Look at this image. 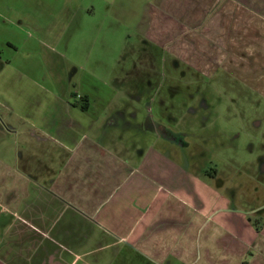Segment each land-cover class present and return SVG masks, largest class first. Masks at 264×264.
<instances>
[{
  "label": "crops",
  "instance_id": "obj_1",
  "mask_svg": "<svg viewBox=\"0 0 264 264\" xmlns=\"http://www.w3.org/2000/svg\"><path fill=\"white\" fill-rule=\"evenodd\" d=\"M0 3V264H264V201L232 206L217 168L191 171L205 156L144 150L108 84L144 83L140 102L165 60L203 78L201 100L225 80L263 112L264 0Z\"/></svg>",
  "mask_w": 264,
  "mask_h": 264
},
{
  "label": "rangeland",
  "instance_id": "obj_2",
  "mask_svg": "<svg viewBox=\"0 0 264 264\" xmlns=\"http://www.w3.org/2000/svg\"><path fill=\"white\" fill-rule=\"evenodd\" d=\"M14 4L20 10H25L29 6L23 2ZM1 5L2 3H0ZM3 8H6V4ZM30 8L31 10L35 9L33 3ZM95 19L96 22L102 21L101 18ZM131 38L130 43L138 42V36L132 35ZM126 47L128 49V45ZM94 48L97 51L101 49V46L99 43H95ZM164 57L166 58V56ZM164 62L163 65L160 63L154 67L159 71L158 81L149 87L141 88L147 97L142 96L140 102H137L138 93L134 95L128 89L131 87L139 89L140 85L144 83H125V81H121L122 79L108 81L112 93L119 90L125 92L124 97L114 101L110 109H115L118 106L129 109L131 106H136L137 118L141 117L143 129L135 131V142L140 143L141 140L144 146L149 142L157 141L153 153L165 151L175 157L182 155L205 156L202 162L196 158L189 163L192 172L198 173V170L203 166H207L209 169L217 168L218 175L224 180L221 189L224 194L233 196L234 193L236 194L235 191H238V199L236 196L232 200V206L238 204L249 209L260 206L264 201V111H253L246 105L247 103L242 97L239 98V95L232 100L229 99L234 95L231 93L234 88L230 86V83L227 85L225 80H221L219 85H213L216 94H211V97L212 95L216 97L201 100L199 95L206 86L203 78L191 82L189 79L192 72L189 68L180 64L170 67L165 60ZM116 68L118 69V66ZM147 68L143 64L142 72L147 73L142 74L143 76L152 75L150 71H147ZM99 84L101 83L99 82ZM219 89L227 90V92L218 91ZM110 90L108 87H104L105 93ZM231 102L235 106H232ZM203 103L204 105L210 104L209 106L215 110H207L206 107H203ZM230 106L233 109L236 108L238 112L229 115ZM190 107L197 108L195 115H193L194 110L191 111ZM237 110H233V112ZM113 115L117 119L120 118L118 114ZM132 120L130 119V121ZM0 121L2 123L1 117ZM155 121L169 122L168 125H164L171 127L169 129L175 133L170 138L174 143L173 146L166 145L170 132L167 129H159L158 124L154 125ZM1 137L3 136L0 135ZM130 138L131 134L127 133V140ZM9 143V147L11 145L13 148L12 140ZM16 146L20 150L22 149L21 143ZM128 147L131 148V144ZM145 148L144 146V150ZM179 162L181 163V161ZM214 182L212 180L213 184ZM232 187H236L235 191L232 190Z\"/></svg>",
  "mask_w": 264,
  "mask_h": 264
},
{
  "label": "flooded vegetation",
  "instance_id": "obj_3",
  "mask_svg": "<svg viewBox=\"0 0 264 264\" xmlns=\"http://www.w3.org/2000/svg\"><path fill=\"white\" fill-rule=\"evenodd\" d=\"M173 135H175V133H170V137H173Z\"/></svg>",
  "mask_w": 264,
  "mask_h": 264
}]
</instances>
